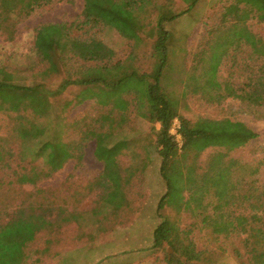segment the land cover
I'll list each match as a JSON object with an SVG mask.
<instances>
[{
    "label": "rangeland",
    "instance_id": "obj_1",
    "mask_svg": "<svg viewBox=\"0 0 264 264\" xmlns=\"http://www.w3.org/2000/svg\"><path fill=\"white\" fill-rule=\"evenodd\" d=\"M84 3L85 0H54L36 7L27 16H14L10 20V24L16 23L12 35L0 31V67L15 72L18 82L41 85L53 104L48 116L23 110L26 117L19 119L14 112H0V224L20 210L45 213L51 222L29 242L28 258L23 264H242L238 252L244 251L238 239L223 242L206 231L193 234L197 250L202 252L198 261L190 262L153 245V232L163 215L178 219L182 228L189 227L192 220L186 213L178 217L169 206L157 210L166 192L157 146L160 124L138 113L134 92L126 91L121 97L128 102L127 111L117 110L114 114L112 110L110 117L108 112L113 104L102 105L95 98L78 103L82 87L71 85L60 92L62 75L49 78L35 75L40 70L33 55L36 29L45 23L80 22ZM175 5L184 6V2L175 0ZM237 10L233 0H199L187 13L169 23L167 28L174 36L169 43V63L162 84L177 103L178 113L186 119L194 122L200 118H229L254 130L258 137L230 154L248 163L254 173L258 170L264 178L262 93L216 91L214 87L203 86L206 80L200 57L209 50L216 33L235 21L232 15ZM248 25L264 40V22L251 18ZM71 35L104 41L115 50L117 60L127 59L132 52L130 40L103 25L73 26ZM152 42V37H144L132 54L135 55L132 66L141 73L150 72L155 62ZM245 53L238 52L237 64L226 58L219 80L228 79L232 70H236L238 75L230 80L235 84L244 82V73L238 69L245 63ZM113 117L114 128L107 133V145L124 143L116 162L121 167L122 187L127 194L124 205L117 210L100 202L104 162L96 157V140L88 134L89 130L101 127L105 128L103 132L107 131ZM28 121L40 126L44 136L24 142L17 127ZM178 128L180 119L176 118L170 133L181 148L183 140L176 133ZM56 137L71 146L61 148L60 139L45 144L52 153L51 163L62 165L50 171L46 155L37 153L38 140ZM212 152L213 148H208L201 154V165ZM20 174H27L34 181L21 183Z\"/></svg>",
    "mask_w": 264,
    "mask_h": 264
},
{
    "label": "trees",
    "instance_id": "obj_2",
    "mask_svg": "<svg viewBox=\"0 0 264 264\" xmlns=\"http://www.w3.org/2000/svg\"><path fill=\"white\" fill-rule=\"evenodd\" d=\"M53 1L0 0V31L12 35L16 31V23L10 24L14 16H27L36 7ZM198 1L183 0L184 6H176L175 0H85L80 22L45 23L36 29L33 55L40 70L35 75L40 78L62 75L60 92L71 85L80 86L78 103L95 98L102 105L113 104L108 112L110 117L112 110L114 114L117 110L127 111L128 102L121 97L126 91H132L136 95L138 113L160 124L157 146L166 192L157 210L160 212L169 206L178 217L186 213L192 222L189 227L182 228L178 219L163 215L153 232L155 247L190 262L198 261L202 252L197 250L193 234L206 231L223 242L238 239L244 251L238 252L242 264H264V178L259 176L258 170L254 173L248 163L230 154L258 134L244 122L229 118H200L194 122L186 119L178 113L177 103L162 84L169 63V43L174 36L167 25L187 13ZM233 3L238 9L232 15L235 21L216 33L209 50L200 57L206 80L203 86L214 87L216 91L261 92L264 103V40L248 25L251 18L264 22V0H233ZM178 8L181 10L177 11ZM82 24L115 29L132 42L129 57L117 60L115 50L104 41L71 35V28ZM144 37L153 38L151 55L155 57L147 73L139 72L131 63L135 47ZM238 52H246L245 63L238 69L244 73V82L232 83L238 75L236 70H232L228 79L219 80L226 58L237 64ZM16 77L15 72L0 67V112H14L19 119L26 117L23 110H30L37 116L50 115L53 104L41 85L23 84ZM176 118L180 119L181 148L170 133ZM114 122L113 117L105 132L101 127L89 130L88 134L96 140V157L104 162L100 202L117 210L124 205L127 194L122 187L121 167L116 162L124 143L107 145V133L114 128ZM17 130L24 142L45 133L32 121L19 123ZM57 139L60 138L38 140L37 153L46 155L50 171L62 167L51 163L52 153L45 146ZM60 143L61 148L70 149L71 145L61 139ZM208 148H213V152L201 165L199 158ZM18 181L32 183L34 180L27 174H20ZM50 223L45 213L23 210L5 224L1 223L0 264H23L28 258L27 245Z\"/></svg>",
    "mask_w": 264,
    "mask_h": 264
},
{
    "label": "built area",
    "instance_id": "obj_3",
    "mask_svg": "<svg viewBox=\"0 0 264 264\" xmlns=\"http://www.w3.org/2000/svg\"><path fill=\"white\" fill-rule=\"evenodd\" d=\"M179 129V128H178ZM176 133H178V130H176ZM179 134V133H178Z\"/></svg>",
    "mask_w": 264,
    "mask_h": 264
}]
</instances>
